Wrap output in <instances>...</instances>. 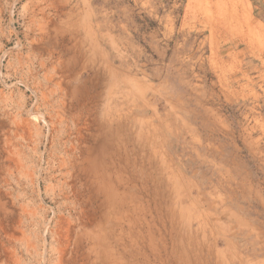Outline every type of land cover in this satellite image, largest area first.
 I'll return each mask as SVG.
<instances>
[{"label": "rangeland", "instance_id": "rangeland-1", "mask_svg": "<svg viewBox=\"0 0 264 264\" xmlns=\"http://www.w3.org/2000/svg\"><path fill=\"white\" fill-rule=\"evenodd\" d=\"M0 213V264H264V0H0Z\"/></svg>", "mask_w": 264, "mask_h": 264}, {"label": "bare ground", "instance_id": "bare-ground-1", "mask_svg": "<svg viewBox=\"0 0 264 264\" xmlns=\"http://www.w3.org/2000/svg\"><path fill=\"white\" fill-rule=\"evenodd\" d=\"M48 1H49V0H48ZM50 2H51V1H50ZM50 2H48V3H50ZM54 3H55V2H54ZM215 3H216V1H215ZM54 5H55V4H54ZM41 9H42V8H41ZM39 10H40V9H39ZM43 11H44V10H43ZM37 13H38V12H37ZM31 14H33V13H31ZM41 15H42L41 17H44L43 14H41ZM44 15H45V13H44ZM32 16H33V15H32ZM37 16H38V15H37ZM56 16H58V15H56ZM30 17H31V16H30ZM34 17L36 18V15H35ZM52 24H53V23H52ZM48 25H49V24H48ZM38 29H39V28H38ZM45 29H46V28H45ZM41 30H42V29H41ZM43 30H44V29H43ZM43 30H42V31H43ZM47 31H48V30H47ZM38 32H39V31H38ZM45 33H46V31H45L44 33H41V34H45ZM38 34H39V33H38ZM48 34H49V33H47L46 36H47ZM62 35H64V33H63ZM38 36H39V35H38ZM49 36H50V34H49ZM49 36H48V37H49ZM39 37H40V36H39ZM42 37H44V36H42ZM42 37H41V39H42ZM48 37H47V40H48ZM56 37H57V35H56ZM56 37H55V39H57ZM64 37H65V36H64ZM35 39H36V38H34V39H32V40H35ZM41 39L39 38V40H41ZM44 39H45V38H43L40 42H37V45L35 44V46L38 47V43H39V45L41 44V45L39 46L38 49H40V48L44 49V53H45V52H48V50L50 49V47H49L50 44H49V43H50L51 41L48 43V45H49L48 47H49V48H45V46H47V45L45 44ZM55 39H54V40H55ZM58 39H59V38H58ZM49 40H51L50 37H49ZM49 40H48V41H49ZM52 40H53V39H52ZM60 40H62V38H61ZM36 41H37V40H36ZM36 41H35V42L32 41V42L36 43ZM55 42H56V41H55ZM58 42H59V40H58ZM61 42H62V41H61ZM63 42H64V41H63ZM29 43L32 44L31 42H29ZM34 43H33V44H34ZM46 43H47V41H46ZM33 44H32V49H31V48H28L29 50H33V49L35 48V47L33 48ZM51 44H52V43H51ZM53 44H54V43H53ZM57 44H58V43H57ZM29 46H30V45H29ZM55 46H56V45H54V47H55ZM61 46H62V44H61ZM56 47H57V46H56ZM59 48H60V47H59ZM51 49H53V48H51ZM34 50H35V49H34ZM34 50H33V51H34ZM58 50H59V49H58ZM58 50H57V51H58ZM70 50H71V49H70ZM33 51H32V52H33ZM35 51H36V50H35ZM37 51H39V50H37ZM40 51H41V50H40ZM54 51H56L55 48H54ZM63 51H64V50H63ZM32 52H30V53H32ZM41 52L43 53V51H41ZM61 52H62V51H61ZM69 52H70V51H69ZM28 53H29V52H28ZM30 53H29V54H30ZM35 53H36V52H35ZM32 54L35 55L34 52H33ZM51 54H52V52L46 53V55H47L49 58H50L49 55H51ZM33 55H32V56H33ZM36 55H38V53H37ZM52 55H54V54H52ZM52 55H51V56H52ZM57 55H58V54H57ZM62 55H63V54H62ZM32 56H31V57H32ZM42 56H44V54H42ZM58 56H59V55H58ZM58 56H57V58H58ZM60 56H61V55H60ZM33 57H34V56H33ZM38 57H39V55H38ZM55 57H56V56H55ZM55 57H54V58H55ZM57 58H56V59H57ZM41 59H42V58H41ZM29 60H30V59H29ZM31 60H32V59H31ZM39 60H40V59H38V61H39ZM44 60H47V61H48V58H47V59L44 58L43 60H40V61H43V62L45 63ZM51 60H52V59H51ZM60 60H61V59H60ZM71 60H72V59H71ZM49 61H50V60H49ZM53 61H54V59H53ZM62 61H63V60H62ZM62 61H61V62H62ZM64 61H65V60H64ZM32 62H33V61H32ZM70 62H72V61H70ZM39 63H40V64H38V66L42 64V62H39ZM50 63H51V62H50ZM63 63L65 64V62H63ZM63 63H61V64H62L61 66L64 65ZM68 63H69V61H68ZM66 64H67V63H66ZM71 64H72V63H71ZM44 65H45V64H44ZM51 65H54V64L51 63L50 66H51ZM42 66H43V65H42ZM42 66H40L39 68L41 69ZM47 66H48V65H47ZM57 66H59L58 63H57ZM43 67H44V66H43ZM67 67H68V64H67ZM85 67H87V66H85ZM65 68H66V65H65ZM69 68H70V67H69ZM43 69H44V68H43ZM46 69H48V68H46ZM51 69H55V68L51 67ZM67 70H68V68H67ZM54 71H57V70L55 69ZM62 71H63V70H62ZM89 71H90V70H89ZM45 72H46V70H45ZM50 72H52V71L50 70ZM59 72H61V71H59ZM52 73H53V72H52ZM55 73H56V72H55ZM64 73H65V72H64ZM66 73H67V72H66ZM48 74L50 75V76H49V75H48V76L51 78V77H52V76H51V73H48ZM60 74H61V73H60ZM56 75H58V73H56ZM48 76H46L47 79H48ZM53 76H54V75H53ZM56 77H57V76H56ZM52 78H53V77H52ZM68 78H69V77H68ZM42 79H43V78H42ZM47 79H46V80H47ZM44 80H45V79H44ZM51 80H52V79H51ZM55 80H57V79H55ZM47 82H48V81H47ZM57 82H58V81H57ZM59 82H61V81H59ZM51 83H53V82H51ZM51 83H50V84H51ZM53 84L55 85V83H53ZM58 85H59V84L57 83V87L59 88V86H61V90H62V89H63V88H62V85H59V86H58ZM63 85H64V84H63ZM45 87H46V86H45ZM50 87H53V86H50ZM57 87H56V88H57ZM46 91H47V90H46ZM48 91H49V90H48ZM50 91H51V90H50ZM59 91H60V90H59ZM64 91H65V90H64ZM57 92H58V91H57ZM61 92H62V91H61ZM61 92H59V93H61ZM46 93H47V92H46ZM50 93H51V92H50ZM44 94H45V93H44ZM40 95H41V94H40ZM46 95H47V94H46ZM49 95H50V94H49ZM61 96H63V95H61ZM44 97H45V96H44ZM56 98H57V97H56ZM42 99H44V98H42ZM57 99H58V98H57ZM63 99H64V98H63ZM47 101H48V100H47ZM59 101H60V99H59ZM41 103H42V102H41ZM57 103H58V102H57ZM60 103L62 104V102H60ZM41 105H42V104H41ZM62 105H63V104H62ZM58 108H60V107H58ZM48 109H51V108H48ZM60 109H61V108H60ZM86 110H87V109H86ZM60 111H61V110H60ZM37 114H38V113H37ZM56 116H57V115H56ZM48 117H49V116H48ZM55 118H57V117H55ZM62 118H63V117H62ZM69 118H70V117H69ZM84 119H86V118H84ZM71 120H72V119H71ZM53 121H54V120H53ZM90 121H91V119H90ZM60 122H61V121H60ZM15 125H16V124H15ZM21 125H22V124H21ZM26 125H27V123H26ZM25 127H26V126H25ZM82 130H83V129H82ZM82 130H81V131H82ZM86 130H87V128H86ZM77 131H78V130H77ZM10 132H11V131H10ZM20 132H21V131H20ZM87 132H89V131H87ZM109 132H110V131H109ZM18 133H19V132H18ZM21 133H22V132H21ZM115 133H116V132H115ZM82 134H83V133H82ZM79 136H81V133H80ZM86 137H87V135H86ZM92 139H93V138H92ZM74 141H75V140H74ZM84 141H85V140H84ZM13 142H14V141H13ZM86 142H87V140H86ZM88 143H89V142H88ZM7 144H8V142H7ZM79 144H80V143H79ZM84 144H87V143H84ZM97 144H98V143H97ZM138 144H140V143H138ZM77 145H78V144H77ZM80 145H81V144H80ZM84 146H86V145H84ZM88 146H89V145H88ZM97 146H98V145H97ZM99 146H100V145H99ZM138 147H139V146H138ZM153 147H154V146H153ZM65 149H66V148H65ZM65 149H64V150H65ZM81 149L84 150L83 148H80V150H81ZM90 149H92V147H91ZM153 150H154V149H153ZM87 151H88V150H87ZM89 151H90V150H89ZM92 151H93V150H92ZM73 152H74V151H73ZM84 152H85V150H84ZM71 153H72V152H71ZM74 153L76 154V152H74ZM85 153H86V152H85ZM87 153H88V152H87ZM152 153H153V152H152ZM75 154H74V156H75ZM76 155H77V154H76ZM88 155H89V153H88ZM71 156H72V155H71ZM78 156L80 157V155H78ZM83 156H84V155H83ZM83 156H82V157H83ZM85 156H86V154H85ZM72 157H73V156H72ZM75 157H76V156H75ZM79 157H76V158H79ZM88 157H89V156H88ZM6 158H8V157H6ZM18 158H19V157H18ZM73 158H74V157H73ZM89 158H90V157H89ZM97 158H98V157H97ZM81 159H82V158H81ZM86 159H87V158H86ZM75 160H76V159H75ZM78 160H79V159H78ZM84 160H85V159H84ZM103 160H104V159H103ZM17 161H18V160H17ZM63 162H64V161H63ZM78 162H79V161H78ZM81 162H82V161H81ZM19 163H20V162H19ZM76 163H77L76 161H75V163H74V161L72 162V164H76ZM79 163H80V162H79ZM89 164H90V163H89ZM19 165H20V164H19ZM64 165H65V164H64ZM64 165H63V166H64ZM70 165H71V163H70ZM84 165H85V163H84ZM60 166H61V165H60ZM76 166H77V165H76ZM79 166H80V165H79ZM79 166H78V167H79ZM86 166H87V165H86ZM67 167H68V166H67ZM78 167H76V168H78ZM87 167H88V166H87ZM7 168H9V167H7ZM82 168H84V167H82ZM88 168H89V167H88ZM68 169H71V168L69 167ZM79 169H80V168H79ZM79 169H78V170H79ZM85 169H86V168H85ZM85 169H82V170H85ZM17 170H18V169H17ZM65 170H66V172H67V169H65ZM71 170H73V169H71ZM89 170H90V169H89ZM86 171H87V169H86ZM70 172H72V171H70ZM70 172H68V173L70 174ZM91 172H92V171H91ZM73 173H74V172H73ZM73 173H71V174H73ZM77 175H78V174H77ZM87 175H89V173H87ZM68 176L70 177V175H68ZM73 176H75V175H72V177H73ZM92 176H93V175H91V177H92ZM107 176H108V175H107ZM72 177H71V179H70V182L73 180ZM76 177H77V176H76ZM76 177L74 178L75 181H76ZM81 178H82V177H81ZM85 178H86V177H85ZM86 179H87V178H86ZM88 179H90V178H88ZM77 181H78V180H77ZM80 181H81V180H80ZM85 181H86V180H85ZM59 182H60V181H59ZM72 182H74V181H72ZM78 182H79V181H78ZM94 182H95V181H94ZM109 182H110V181H109ZM74 183H75V182H74ZM86 184H87V182H86ZM97 184H98V183H97ZM69 185H70V184H69ZM75 185H76V184H75ZM103 185H104V184H103ZM103 185H102V186H103ZM71 186H72V185H71ZM80 186H81V185H80ZM102 186H101V187H102ZM108 186H109V185H108ZM76 187H77V186H76ZM76 187H74L75 190H77ZM98 187H99V184H98ZM104 187H105V185H104ZM109 187H110V186H109ZM88 188H89V187H88ZM95 188H96V187H94V190H95ZM68 189L70 190V187H68ZM82 189H84V188L82 187ZM104 189H105V188H104ZM71 190H72V188H71ZM75 190H74V191H75ZM78 190H79V189H78ZM78 190H77V191H78ZM80 190H81V189H80ZM87 190H89V189H87ZM97 190H98V189H97ZM99 190H100V188H99ZM102 190H103V189H102ZM109 190H110V188H107V191H109ZM114 190H115V189H114ZM83 191H84V193H85V190H83ZM100 191H101V190H100ZM116 191H117V190H116ZM166 191H167V189H166ZM169 191H170V190H169ZM86 192L88 193V191H86ZM94 192H95V191H94ZM102 192H103V191H101V193H102ZM69 193H71V192H69ZM77 193L79 194V192H76V194H77ZM89 193H90V192H89ZM103 193H104V192H103ZM109 193L111 194V191H110ZM109 193L106 194V195L108 196ZM73 194H74V192H73ZM73 194H72V195H73ZM90 194H91V193H90ZM90 194H89V195H90ZM124 194H125V193H122V195H124ZM74 195H75V194H74ZM74 195H73V197H74ZM80 195H82V194H80ZM85 195H86V194H85ZM94 195H95V194H94ZM100 195H102V194H100ZM103 196H104V195H103ZM111 196H112V195H111ZM117 196H119V195L117 194ZM130 196H131V195H130ZM152 196H153V195H152ZM70 197H72V196H70ZM78 197H79V195L77 196V198H78ZM83 197H84V195H83L81 198H83ZM85 197H86V196H85ZM132 197H133V196H132ZM95 198H97V197L95 196ZM95 198H94V199H95ZM103 198H104V200H105V197H103ZM114 198H115V200H114ZM114 198H113V196H112V197L109 196L108 199L106 198L107 200H106V202L104 201V203H103L104 205L102 204V205H101V206H102L101 208H103V207L106 208V207H107V208H109V211H108V212H111V213L118 212L117 210H118V209L120 210L122 206H121V204H117V203H115V201H116V197H114ZM75 199H76V198H74V200H75ZM79 199H80V198H79ZM85 199H86V198H85ZM117 199H118V197H117ZM75 201H76V200H75ZM117 201H118V200H117ZM117 201H116V202H117ZM119 201H120V200H119ZM69 202H70V201H69ZM75 203H76V202H75ZM92 203H93V195H92V197H90V196H88V194H87V200H86V201L84 200V207H83V209H81V210H82V217H81V218H83V216H87V215L90 214V213L88 214V208L91 207ZM121 203H122V199H121ZM124 203H125V202H124ZM125 204H126V203H125ZM119 205H120V206H119ZM127 205H128V203H127ZM128 206H129V205H128ZM79 208H80V207H79ZM81 208H82V203H81ZM125 208H127V207H125ZM131 208H133V206H131ZM75 209H76V208H75ZM77 209H78V208H77ZM127 209H128V208H127ZM133 209H134V208H133ZM143 209H144V208H143ZM143 209H142V210H143ZM79 211H80V210H79ZM79 211H78V212H79ZM123 211H125V210L123 209ZM126 211H128V210H126ZM132 211H133V210H132ZM139 211H140V209H139ZM73 212H74V211H73ZM78 212H77V213H78ZM80 212H81V211H80ZM119 212H120V211H119ZM119 212H118V214H120ZM77 213H76V214H77ZM128 213H130V212L128 211ZM0 214H1V213H0ZM109 214H110V213H109ZM123 214H124V213H123ZM135 214H136V211H134V215H135ZM137 214H138V213H137ZM79 215L81 216V213H79ZM90 215H92V214H90ZM90 215H89V216H90ZM103 215H105V214H103ZM129 215H130V214H129ZM132 215H133V214H131V216H132ZM138 215H139V214H138ZM77 216H78V215H77ZM118 216H119V215H118ZM120 217H121V216H120ZM132 217H133V216H132ZM150 217H151V216H150ZM58 218H59V217H58ZM76 218H77V217H76ZM76 218H75V219H76ZM81 218H80V219H81ZM88 218H89V217H88ZM112 218H113V216H112ZM116 218H117V216H116ZM124 218H125V217H124ZM126 218H127V217H126ZM129 218H130V217H129ZM78 219H79V218H78ZM85 219H86V217H85ZM91 219H92V218H91ZM117 219H118V218H117ZM127 219H128V218H127ZM113 220H114V219H113ZM56 221H57V220H56ZM61 221H62V220H61ZM61 221H60V218H59V221H58V222L60 223ZM63 221H64V220H63ZM74 221H75V220H74ZM76 221H77V219H76ZM84 221H85V220H84ZM104 221H105V219H104ZM122 221H123V220H122ZM130 221H132V220H130ZM130 221H129V222H130ZM79 222H80V221L78 220V223H76V224L79 225ZM89 222H90V221H89ZM123 222H124V221H123ZM125 222H126V221H125ZM129 222L127 221V223H129ZM135 222H136V221H135ZM0 223H1V222H0ZM63 223H64V222H63ZM70 223H71V222H70ZM82 223H83V222H82ZM87 223H88V222H87ZM91 223H92V221H91ZM118 223H119V222H118ZM121 223H122V222H121ZM130 223H131V222H130ZM142 223H143V222H142ZM124 224H125V223H124ZM140 224H141V223H140ZM143 224H144V223H143ZM0 225H1V224H0ZM60 225H61V224H60ZM87 225H88V224L84 223V225H83V226H84L83 229H88L89 227H87ZM91 225H92V224H91ZM116 225H117V224H116ZM118 225H119V224H118ZM118 225H117V227H118ZM129 225H130V224H129ZM137 225H139V224H137ZM147 225H148V224H147ZM1 226H2V225H1ZM1 226H0V229L3 227V226H2V227H1ZM56 226H57V225H56ZM56 226H55V227H56ZM61 226H62V225H61ZM61 226H59V227L61 228ZM70 226H71V225H70ZM70 226L68 227V224H67V226H65V227H67V230H68V228H70ZM119 226H121V225H119ZM139 226H140V225H139ZM59 227H58V228H59ZM62 227H63V226H62ZM73 227H74V224H73L72 228H73ZM75 227H76V226H75ZM75 227H74V228H75ZM79 227H80V226H79ZM122 227H123V226H122ZM133 227H134V226H133ZM140 227H141V226H140ZM148 227H149V226H148ZM148 227H147V228H148ZM60 228L57 229V230H60ZM77 228H78V227H77ZM111 228H112V227H111ZM118 228H119V230H120V227H118ZM128 228H129V226H128ZM128 228H126V229H128ZM104 229H105V228H104ZM124 229H125V228H124ZM130 229H131V227H130ZM133 229H134V228H133ZM63 230L65 231L66 229L63 228ZM69 230H70V229H69ZM80 230H82V229H80ZM111 230H112V229H111ZM119 230H118V231H119ZM139 230H140V229H139ZM147 230H148V229H147ZM2 231H5V230H3V228H2ZM6 231H7V230H6ZM60 231H62V229H61ZM60 231L58 232V236L61 234ZM72 231H74V230H72ZM123 231H124V230H123ZM123 231L120 232V233L122 234ZM65 232H66V231H65ZM68 232H69V231H67L66 233H68ZM77 232H78V231H77ZM112 232H113V230H112ZM131 232H132V231H131ZM133 232H135V231L133 230ZM139 232H140V231H139ZM148 232H149V230H148ZM5 233H6V232H5ZM55 233H57V232H55ZM70 233H71V232H70ZM108 233H109V232H108ZM117 233H119V232H117ZM117 233H116V234H117ZM63 234H65V233H63ZM106 234H107V233H106ZM113 234H114V233H113ZM121 234H118V235H121ZM123 234H124V233H123ZM126 234H127V230H126ZM129 234H130V233H129ZM149 234H150V233H149ZM65 235H66V234H65ZM65 235H64V236H65ZM77 235H78V234H77ZM103 235H104V234H103ZM118 235H117V236H118ZM141 235H142V233H141ZM144 235H145V234H144ZM5 236H6V235H5ZM56 236H57V234H56ZM66 236H67V235H66ZM89 236H90V234H89ZM100 236H101V235H100ZM105 236H106V235H105ZM115 236H116V235H115ZM115 236H113V238H115ZM121 236H122V235H121ZM126 236H127V235H126ZM128 236H130V235H128ZM139 236H140V235H139ZM150 236H151V235H150ZM59 237H61V235H60ZM59 237H58V238H59ZM67 237H68V236H67ZM81 237H82V236H81ZM91 237H92V236H91ZM96 237H97V236H96ZM109 237H110V236H109ZM109 237H108V240H109ZM122 237H123V236H122ZM122 237H121V240H123ZM142 237H143V236H142ZM147 237H148V236H147ZM62 238H63V235H62ZM65 238H66V237H65ZM78 238H79V237H78ZM111 238H112V237H111ZM130 238H133V237H130ZM130 238L128 237V239H126V240H130ZM136 238H137V237H136ZM136 238H134L133 240H134V241H137V240H135ZM148 238H149V237H148ZM148 238H147V239H148ZM55 239H56V238H55ZM60 239H61V238H60ZM63 239H64V238H63ZM63 239H62V240H63ZM66 239H67V238H66ZM91 239H92V238H91ZM102 239H103V241H104L105 238H102V237H101V239L99 238L100 241H102ZM117 239H118L117 241H118V243H119V238H117ZM140 239H141V237H140ZM150 239H151V238H150ZM0 240H1V239H0ZM64 240H65V239H64ZM67 240H68V239H67ZM69 240H71V239L69 238ZM69 240H68V241H69ZM75 240H76V238H75ZM80 240H81V239H80ZM89 240H90V239H89ZM94 240H95V239H94ZM94 240H93V242H94ZM151 240H152V239H151ZM151 240H150V241H151ZM59 241H60V240H59ZM90 241H91V240H90ZM95 241H96V240H95ZM148 241H149V240H148ZM0 242H1V241H0ZM64 242H65L66 245H67L66 240H65ZM76 242H77V240H76ZM120 242H122V241H120ZM126 242H127V241H126ZM130 242H132V241H130ZM143 242H144V239H143ZM145 242H146V241H145ZM65 243H64V244H65ZM73 243H74V242H73ZM96 243H97V242H95V244H96ZM100 243H101V242L98 241L97 245L99 246ZM103 243H104V242H103ZM116 243H117V242H116ZM137 243H138V242H137ZM149 243H151V242H149ZM155 243H156V242H155ZM60 244H62V241H61ZM91 244H92V241H91ZM101 244H102V243H101ZM104 244H105V243H104ZM123 244H124V243H123ZM130 244H131V243H130ZM130 244H129V246H130ZM141 244H142V243H141ZM141 244H140V246H141ZM146 244H148V243H146ZM62 245H63V244H62ZM75 245H76V243H75ZM107 245H108V244H107ZM125 245H126V244H125ZM131 245H132V244H131ZM143 245H144V244H143ZM148 245H149V244H148ZM148 245H147V246H148ZM2 246H3V245H2ZM58 246H59V245H58ZM80 246H81V245H80ZM93 246H94V243H93ZM95 246H96V245H95ZM95 246H94V247H95ZM144 246H145V245H144ZM150 246H151V244H150ZM152 246H153V245H152ZM3 247H4V246H3ZM65 247H66V246H65ZM91 247H92V245H91ZM100 247L102 248V246H100ZM104 247H105V248H102L103 250H104V249H107L109 246L107 247V246L105 245ZM106 247H107V248H106ZM111 247H112V246H111ZM118 247H119V246H118ZM122 247H125V246L123 245ZM7 248H8V247H7ZM96 248H97V246L94 248V250H97ZM101 248H98V249H101ZM115 248H116V247H114V249H115ZM135 248H136V247H135ZM3 249H4V248H3ZM3 249H1V252H3V251H2ZM62 249H63V248H62ZM102 249H101V250H102ZM108 249H109V248H108ZM140 249H141V248H140ZM4 250H5V249H4ZM60 250H61V249H60ZM64 250H65V249H64ZM101 250H100V251H101ZM109 250H113V249L110 248ZM109 250H107V251L109 252ZM154 250H155V247H154ZM107 251H104V252L107 253ZM115 251H116V254H117L118 250H115ZM8 252H9V251H8ZM60 252H61V251H60ZM67 252H69V251H67ZM71 252H72V251H71ZM76 252H77V251H76ZM76 252H75V253H76ZM155 252H157V250L154 251L153 253L155 254ZM119 253H121V252H119ZM131 253H132V252H131ZM131 253H128V254H131ZM145 253H146V252H145ZM145 253H144V254H145ZM96 254L98 255V251H96ZM110 254H111V253H110ZM59 255H60V254H59ZM64 255H65V253H64ZM64 255L62 254L61 257L64 256ZM67 255H68V253H67ZM81 255H82V254H81ZM99 255H101V254H99ZM105 255H106V254H105ZM107 255H108V253H107ZM111 255H112V254H111ZM65 256H66V255H65ZM68 256H69V255H68ZM71 256H72V255H71ZM125 256H126V255H125ZM128 256H129V255H128ZM77 257H78V256H77ZM85 257H86V256H85ZM112 257H114V256L112 255ZM112 257H111V258H112ZM118 257H119V256H117V258H118ZM133 257H134V255H133ZM62 258H63V257H62ZM66 258H67V257H66ZM68 258H69V257H68ZM68 258H67V259H68ZM71 258H72V257H71ZM71 258H70V259H71ZM73 258H74V257H73ZM81 258H83V257H81ZM115 258H116V257H115ZM63 259H64V258H63ZM67 259H66V260H67ZM77 259H79V258H77ZM113 259H114V258H113ZM118 259H119V258H118ZM123 259H124V258H123ZM123 259H121V260H123ZM158 259H159V258H158ZM72 260H73V259H72ZM108 260H109V259H108ZM110 260H111V259H110ZM114 260H115V259H114ZM114 260H113V261H114ZM124 260H126V259H124ZM132 260H133V259H132ZM64 261H65V259L63 260V263H64ZM104 261H105V260H104ZM115 261H116V260H115ZM119 261H120V260H119ZM59 262L61 263V261H59ZM71 262H72V261H71ZM106 262H107V260H106ZM109 262H110V261H108V263H109ZM110 263L113 264L112 262H110ZM114 263H115V262H114ZM122 263H123V262H122ZM127 263H128V262H127ZM66 264H67V263H66ZM69 264H70V263H69ZM74 264H77V263H76V260H75ZM81 264H83V263H81ZM116 264H117V263H116Z\"/></svg>", "mask_w": 264, "mask_h": 264}]
</instances>
